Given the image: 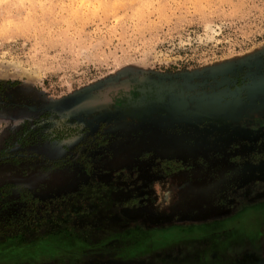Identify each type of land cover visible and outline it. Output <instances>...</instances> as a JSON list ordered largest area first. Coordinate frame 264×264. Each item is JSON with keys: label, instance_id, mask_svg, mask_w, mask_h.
<instances>
[{"label": "rangeland", "instance_id": "rangeland-1", "mask_svg": "<svg viewBox=\"0 0 264 264\" xmlns=\"http://www.w3.org/2000/svg\"><path fill=\"white\" fill-rule=\"evenodd\" d=\"M263 54L264 0H0V264H264Z\"/></svg>", "mask_w": 264, "mask_h": 264}, {"label": "trees", "instance_id": "trees-1", "mask_svg": "<svg viewBox=\"0 0 264 264\" xmlns=\"http://www.w3.org/2000/svg\"><path fill=\"white\" fill-rule=\"evenodd\" d=\"M255 61H258V62H261L262 61L263 62L264 61V54L263 55H258L256 57H254L253 59L248 60L247 61V64L252 65ZM240 67L241 66L233 68L231 70L229 76L232 77V78H234L237 75V72L239 71V68ZM263 71H264V69L263 68H260V69H258L256 71V73H262ZM162 162L166 163L168 161L162 160Z\"/></svg>", "mask_w": 264, "mask_h": 264}, {"label": "flooded vegetation", "instance_id": "flooded-vegetation-1", "mask_svg": "<svg viewBox=\"0 0 264 264\" xmlns=\"http://www.w3.org/2000/svg\"><path fill=\"white\" fill-rule=\"evenodd\" d=\"M236 217H237V216H235V217H231L230 220H231V219H232V220H233V219H236ZM252 231H254V230H252ZM252 231H251V233H252V234H255V233H253ZM257 234H258V233H257ZM253 236H254V235H253ZM244 238H245V237H244ZM248 239H249V238H248ZM250 239H251V240H249V241H253V240H254V237H252V238H250ZM256 239H257V237H256ZM226 242H227V241H226ZM252 245H254V242L252 243ZM257 248H258V249H256V250H260V249H261V248L258 247V246H257ZM254 249H255V247H254ZM246 250H247V249H244V251H246ZM195 251H208V250H204V249L201 248V249H197V250H195ZM215 251H216V250H215ZM217 251H219V250L217 249Z\"/></svg>", "mask_w": 264, "mask_h": 264}, {"label": "crops", "instance_id": "crops-1", "mask_svg": "<svg viewBox=\"0 0 264 264\" xmlns=\"http://www.w3.org/2000/svg\"><path fill=\"white\" fill-rule=\"evenodd\" d=\"M246 251H257L256 249H253V250H246ZM259 251H264V248L263 249H260Z\"/></svg>", "mask_w": 264, "mask_h": 264}]
</instances>
